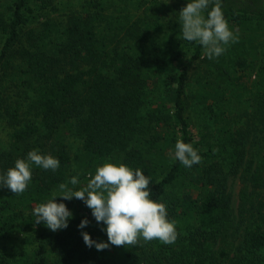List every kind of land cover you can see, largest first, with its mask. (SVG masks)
I'll return each instance as SVG.
<instances>
[{"label":"trees","instance_id":"trees-1","mask_svg":"<svg viewBox=\"0 0 264 264\" xmlns=\"http://www.w3.org/2000/svg\"><path fill=\"white\" fill-rule=\"evenodd\" d=\"M117 1L0 0V176L32 150L60 161L33 163L22 194L0 187V239L22 249L0 264H264V0H221L238 42L213 59L169 19L190 0ZM177 140L201 162L174 159ZM104 163L149 176L175 243L89 248L82 232L107 242L106 226L75 197H56L73 214L66 229L35 223L60 183L77 176L80 190Z\"/></svg>","mask_w":264,"mask_h":264},{"label":"clouds","instance_id":"clouds-1","mask_svg":"<svg viewBox=\"0 0 264 264\" xmlns=\"http://www.w3.org/2000/svg\"><path fill=\"white\" fill-rule=\"evenodd\" d=\"M207 12L205 17V10ZM182 36L189 42H198L203 46L208 59L221 56L230 42H238V35L230 30L224 18L221 0H190L179 12ZM174 159L186 168L199 164L202 157L191 143L177 140ZM45 170L55 171L60 161L51 155H41L38 150L27 153V160L17 159L15 166L0 176V187L8 188L13 194H22L32 179L31 165ZM86 187L74 190L68 184L78 185L79 179L73 176L68 183L59 184V194L54 192L46 203L32 208L35 223H44L50 230L57 231L68 227L72 212L63 202L57 203L56 197L71 200L73 197L85 203L91 209L96 222L106 227L107 242H96L87 232H82L86 246L93 245L99 250L112 246H136L140 240L151 242L158 240L163 244H173L178 233L176 222L168 219L166 205L151 198L149 184L151 179L139 168L132 169L121 163H104L89 174ZM89 221L83 219L78 225L83 229ZM127 248V247H126Z\"/></svg>","mask_w":264,"mask_h":264},{"label":"rangeland","instance_id":"rangeland-1","mask_svg":"<svg viewBox=\"0 0 264 264\" xmlns=\"http://www.w3.org/2000/svg\"><path fill=\"white\" fill-rule=\"evenodd\" d=\"M135 1H137V0H128V2H135ZM116 2H117L116 4H118L117 0H116ZM119 5L123 6L122 4H119ZM127 8L131 9L133 13L139 12V10H137L135 8V4L128 5ZM181 9L182 8H176L175 13L169 15V19L171 21V24H175L177 26L179 25L180 29H182L181 28V21L179 19V12ZM64 13H65V8L60 10V14H59L60 19L64 18ZM178 47H180V45ZM250 79H253L252 75L250 76ZM188 115H189L190 123H192L191 124L192 129H193V131L196 132L197 129H200L204 123L202 121L201 114H200L198 107L193 106V105L189 106ZM72 144L75 146L76 142L73 141ZM239 188H240V183H239L238 179H234L231 183V189L233 192L234 206L235 207L238 204L237 192H238ZM20 246H21L20 239L17 235L10 236V237L4 238V239H0V253H4L5 255H11V254H14V253L21 251L22 249Z\"/></svg>","mask_w":264,"mask_h":264}]
</instances>
